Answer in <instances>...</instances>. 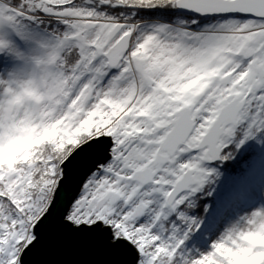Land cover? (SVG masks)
Here are the masks:
<instances>
[{
	"label": "snow or ice",
	"instance_id": "6c2138e0",
	"mask_svg": "<svg viewBox=\"0 0 264 264\" xmlns=\"http://www.w3.org/2000/svg\"><path fill=\"white\" fill-rule=\"evenodd\" d=\"M257 138L264 0H0V264H264L193 215Z\"/></svg>",
	"mask_w": 264,
	"mask_h": 264
},
{
	"label": "rangeland",
	"instance_id": "374dc122",
	"mask_svg": "<svg viewBox=\"0 0 264 264\" xmlns=\"http://www.w3.org/2000/svg\"><path fill=\"white\" fill-rule=\"evenodd\" d=\"M248 144H251L255 148V156L244 164L241 171H234L232 174L228 171L229 173H227L224 167L225 164H222L221 161L210 166L213 170V176L210 178L211 182L207 184L203 191L196 197L197 204L199 203L198 199L203 196L206 199L210 198L203 206V211L206 208L207 212H203V214L200 215L204 217L202 224L203 233H209L213 230L218 231V224L223 217H227L226 214L229 213V207L231 205L233 206L236 204V206H240V208H243L246 205V199L251 193L247 182H251L252 172L258 169V165L264 159V155L262 154L264 150V138H257L249 141L241 148L245 149ZM2 153L4 152L0 151V154ZM231 185L233 187V192L227 199H225L224 194ZM220 197H222V200H218ZM238 197L243 199L244 202H242ZM195 214L197 213L194 209L193 215L196 216ZM209 216L210 220L208 219ZM207 219L208 221H206Z\"/></svg>",
	"mask_w": 264,
	"mask_h": 264
},
{
	"label": "bare ground",
	"instance_id": "6f19581e",
	"mask_svg": "<svg viewBox=\"0 0 264 264\" xmlns=\"http://www.w3.org/2000/svg\"><path fill=\"white\" fill-rule=\"evenodd\" d=\"M264 155V150L262 152ZM252 178L251 182H247L248 186L250 187L251 193L250 196L246 199V205L243 208H240V206H236L234 204L229 207V213L226 214L227 217H223L221 221L218 224V231L223 229L225 226H227L230 222L237 219L240 215H243L250 210L258 207H264V159L263 161L258 165V169L254 170L252 172ZM235 184V183H234ZM232 184V185H234ZM229 186V188L226 190L224 194V198L227 199L233 192V187ZM240 199V197H238ZM218 200H222V197L218 198ZM242 202H244L243 199H240ZM210 220V216L208 218ZM208 219L206 221H208Z\"/></svg>",
	"mask_w": 264,
	"mask_h": 264
},
{
	"label": "trees",
	"instance_id": "16d2710c",
	"mask_svg": "<svg viewBox=\"0 0 264 264\" xmlns=\"http://www.w3.org/2000/svg\"><path fill=\"white\" fill-rule=\"evenodd\" d=\"M254 156L255 148L251 144H248L245 149L240 148L239 150L234 151L231 158L221 162L222 164H225V171L227 173H229L228 171H230V173L232 174L234 171H241L244 167V164L248 162V160L252 159ZM4 160V153H2L0 154V163H2ZM209 199H206L204 196L198 199L199 203L197 204V208L195 209V212L197 213L195 215L197 217H200V215L203 214V206Z\"/></svg>",
	"mask_w": 264,
	"mask_h": 264
},
{
	"label": "clouds",
	"instance_id": "9594fccd",
	"mask_svg": "<svg viewBox=\"0 0 264 264\" xmlns=\"http://www.w3.org/2000/svg\"><path fill=\"white\" fill-rule=\"evenodd\" d=\"M7 153H4V158H6ZM257 242H264V237H257L256 238ZM238 264H254V262H248L243 259H241Z\"/></svg>",
	"mask_w": 264,
	"mask_h": 264
}]
</instances>
